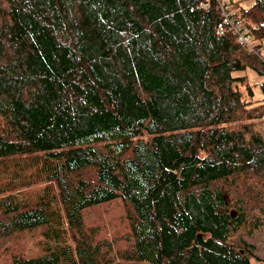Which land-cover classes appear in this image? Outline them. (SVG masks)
I'll return each mask as SVG.
<instances>
[{
    "label": "trees",
    "instance_id": "trees-1",
    "mask_svg": "<svg viewBox=\"0 0 264 264\" xmlns=\"http://www.w3.org/2000/svg\"><path fill=\"white\" fill-rule=\"evenodd\" d=\"M253 1L228 10L264 51ZM223 17L221 0H0V264L264 261V79L245 99L233 74L264 78V59Z\"/></svg>",
    "mask_w": 264,
    "mask_h": 264
},
{
    "label": "rangeland",
    "instance_id": "rangeland-1",
    "mask_svg": "<svg viewBox=\"0 0 264 264\" xmlns=\"http://www.w3.org/2000/svg\"><path fill=\"white\" fill-rule=\"evenodd\" d=\"M236 3L235 10L241 8H248L253 4V0H234ZM235 76H245V81L238 79L235 84L238 87L245 99H259L262 95L259 82L264 78L260 76L256 71H254L250 66H247L244 69L236 70L233 72ZM249 85L253 90V95L249 93L247 87ZM255 130H259L264 133V117L260 120H257L255 123ZM105 213H107V219L110 221L116 229L125 230L127 228L126 222L123 218L124 209L120 202H113L104 207ZM251 241L255 244V252L257 255L264 259V229L255 232L254 236L250 238ZM260 264H264V261H259Z\"/></svg>",
    "mask_w": 264,
    "mask_h": 264
},
{
    "label": "built area",
    "instance_id": "built-area-1",
    "mask_svg": "<svg viewBox=\"0 0 264 264\" xmlns=\"http://www.w3.org/2000/svg\"><path fill=\"white\" fill-rule=\"evenodd\" d=\"M228 2L229 0H221L224 13L223 24L226 26H231V28H233L234 32L237 34L238 41L241 44L246 45L250 51L261 52V56L264 59L263 49H256V43L249 34V27L242 20L235 17L232 11L228 10ZM204 4L207 5V2Z\"/></svg>",
    "mask_w": 264,
    "mask_h": 264
}]
</instances>
